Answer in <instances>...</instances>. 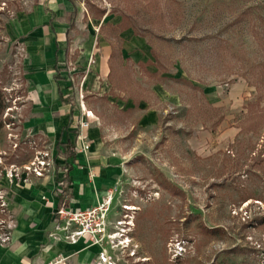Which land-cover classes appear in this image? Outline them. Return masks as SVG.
Masks as SVG:
<instances>
[{
  "label": "rangeland",
  "instance_id": "obj_1",
  "mask_svg": "<svg viewBox=\"0 0 264 264\" xmlns=\"http://www.w3.org/2000/svg\"><path fill=\"white\" fill-rule=\"evenodd\" d=\"M80 1L91 18L108 12L102 31L117 51L141 53L115 55L117 85L140 87V71L176 95L148 131L137 108L92 100L101 119H126L112 140L127 152L126 177L107 212L112 232H126L101 264H264V0ZM26 2L0 0V221L6 183L60 159L21 124L22 57L5 24Z\"/></svg>",
  "mask_w": 264,
  "mask_h": 264
},
{
  "label": "crops",
  "instance_id": "obj_2",
  "mask_svg": "<svg viewBox=\"0 0 264 264\" xmlns=\"http://www.w3.org/2000/svg\"><path fill=\"white\" fill-rule=\"evenodd\" d=\"M88 14L80 0H27L23 9L5 24L7 38L17 42L22 57L27 90L22 105L23 132L47 140L60 159L53 170L34 175L28 182L6 181L7 215L13 228L9 242L0 244V264L97 261L103 249L109 248L108 240L98 245L83 235L69 242L63 238L64 231L55 230L54 217L64 199L74 210L103 202L109 192L114 201L125 181L127 152L121 151L112 140L118 135L117 125L126 119L118 121L109 116L101 119L92 100L107 98L122 112L137 108L136 122L142 131L158 123L161 102L168 107L175 104L173 91L163 83H151L140 71V87L130 84L126 88L115 83L124 73L123 60L122 72L115 67L117 72L112 78L113 61L118 60L115 55L137 60L141 53L135 51L129 57L126 48L119 47L117 51L114 41L103 34L102 28L110 17L108 12L95 18ZM125 31V27L119 29L121 41ZM61 95L73 98V102H61ZM162 109L166 111L165 107ZM84 111H90L93 117L88 127L80 128L78 123L84 119ZM67 142L73 149L66 154L63 144ZM84 144L86 149L82 148ZM64 176L69 200L66 196L61 198L58 190ZM110 227L107 219L109 234L126 232L121 231L122 227L112 232ZM119 236L118 242L123 240V234Z\"/></svg>",
  "mask_w": 264,
  "mask_h": 264
},
{
  "label": "built area",
  "instance_id": "obj_3",
  "mask_svg": "<svg viewBox=\"0 0 264 264\" xmlns=\"http://www.w3.org/2000/svg\"><path fill=\"white\" fill-rule=\"evenodd\" d=\"M82 98V95H79ZM82 109V105H81ZM84 119L80 120L78 126L80 128H86L89 125V119L93 117L90 111H84ZM83 149L87 148V144H84ZM44 169V163L40 162L33 167L34 174L41 176ZM63 202L56 208L54 212L55 217V230L64 231L63 238L69 242H75L80 236H87L92 243L100 244L105 240H109V244L117 246L120 242L113 243L115 233L109 234L107 231V212L110 207L111 196L109 195L103 202L84 210H74L67 206V201ZM4 206V205H3ZM121 221H118V223ZM13 228V221L10 216L0 221V244H6L10 240L11 229ZM126 227L121 228V231H125ZM117 234L122 235V232L117 231ZM55 239L59 237L56 234H52ZM99 260L92 264H101L104 259L103 253L99 254ZM59 261H55L53 264H59Z\"/></svg>",
  "mask_w": 264,
  "mask_h": 264
},
{
  "label": "trees",
  "instance_id": "obj_4",
  "mask_svg": "<svg viewBox=\"0 0 264 264\" xmlns=\"http://www.w3.org/2000/svg\"><path fill=\"white\" fill-rule=\"evenodd\" d=\"M61 102H63V103H72L73 102V98H71L69 96L65 97V96L61 95ZM63 147L65 149L66 154L73 149V146L69 145L68 142L66 144H63ZM58 188H59L58 190H60V192H59L60 197L63 198V197L66 196L67 200H69L66 176H64L62 178V183L60 184V186Z\"/></svg>",
  "mask_w": 264,
  "mask_h": 264
},
{
  "label": "bare ground",
  "instance_id": "obj_5",
  "mask_svg": "<svg viewBox=\"0 0 264 264\" xmlns=\"http://www.w3.org/2000/svg\"><path fill=\"white\" fill-rule=\"evenodd\" d=\"M128 208L131 209L132 207L130 206V207H128ZM126 240H127V239H126ZM126 240H125V241H126Z\"/></svg>",
  "mask_w": 264,
  "mask_h": 264
}]
</instances>
